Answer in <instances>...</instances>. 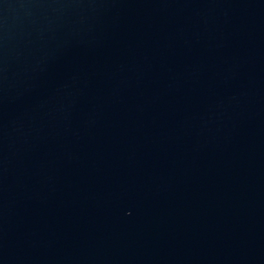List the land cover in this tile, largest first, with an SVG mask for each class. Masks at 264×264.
<instances>
[{
  "label": "water",
  "instance_id": "water-1",
  "mask_svg": "<svg viewBox=\"0 0 264 264\" xmlns=\"http://www.w3.org/2000/svg\"><path fill=\"white\" fill-rule=\"evenodd\" d=\"M0 264H264V0H0Z\"/></svg>",
  "mask_w": 264,
  "mask_h": 264
}]
</instances>
